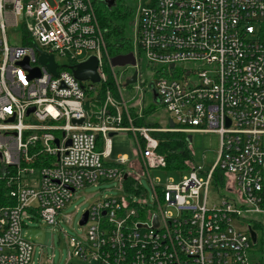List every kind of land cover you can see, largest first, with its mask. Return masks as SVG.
<instances>
[{
  "label": "built area",
  "instance_id": "1",
  "mask_svg": "<svg viewBox=\"0 0 264 264\" xmlns=\"http://www.w3.org/2000/svg\"><path fill=\"white\" fill-rule=\"evenodd\" d=\"M19 28L21 44H12L9 32ZM106 33L94 0H0V182L12 199L0 207V264H32L26 225L35 216L57 224L79 190L103 182L124 194L82 213L88 220L79 225L88 228L82 240L69 238L72 258L264 264V0H139L136 65L126 66L133 73L125 80ZM42 52L54 57L56 73L40 61ZM91 57L105 85L101 104L95 83L73 73ZM135 72L137 82L127 86ZM154 90L174 126H133L138 93L155 98ZM129 131L134 160H111L109 133ZM158 132L216 133L220 153L205 180L190 162L179 184L151 182V200L141 177L169 165ZM213 184L219 203H210Z\"/></svg>",
  "mask_w": 264,
  "mask_h": 264
},
{
  "label": "rangeland",
  "instance_id": "2",
  "mask_svg": "<svg viewBox=\"0 0 264 264\" xmlns=\"http://www.w3.org/2000/svg\"><path fill=\"white\" fill-rule=\"evenodd\" d=\"M52 5H56V0H48ZM125 7H130L134 12L133 18L130 20L131 30H133L134 18L139 6L138 0H121ZM132 12V13H133ZM22 28L9 32V41L12 44H21L20 35ZM132 38V49H134L132 32L129 35ZM131 42V41H130ZM131 49V47H129ZM108 53L110 54L109 50ZM111 55V54H110ZM57 61L64 66L68 64V58L58 57ZM115 70L120 76L121 80L133 73L131 67L121 68L115 67ZM94 86L101 90L102 84L95 83ZM147 93V94H146ZM127 94V92H126ZM143 96V97H142ZM119 99V97H117ZM129 98V97H127ZM136 105L131 109V114L134 117L132 123L135 127L147 125H169L170 115L166 112L165 108L158 102L152 94L148 92L138 93ZM139 107L147 109L144 118L138 116ZM137 120H143L145 125H137ZM128 124V122H126ZM133 131L119 132L112 136L113 155L111 160L118 156H128L132 161L135 158L134 152L136 149V141ZM188 145L191 150V163L193 168L197 171L201 179L207 178V172L211 170L215 164L217 157L220 153V136L216 133H191L188 137ZM188 168L189 162H185ZM169 167V165H168ZM200 169L202 171H200ZM192 169H170V168H155L150 169V179L147 176H142L141 180L144 188L152 200L153 191L152 185L166 186L168 184H179L184 177L189 176ZM215 185H212L210 191V203H219L221 201L219 195L214 193ZM124 192L118 189V184L115 182H103L97 185H91L79 190L72 201L69 202L67 207L62 210L57 224H49L42 221L39 217L35 216L32 222L24 229V232L35 245L32 264H89L82 263L81 260L71 257V243L69 238L82 240V236L88 227L79 225L82 213L87 210L93 202L106 196H119ZM174 210V209H172ZM98 264V263H93Z\"/></svg>",
  "mask_w": 264,
  "mask_h": 264
},
{
  "label": "trees",
  "instance_id": "3",
  "mask_svg": "<svg viewBox=\"0 0 264 264\" xmlns=\"http://www.w3.org/2000/svg\"><path fill=\"white\" fill-rule=\"evenodd\" d=\"M107 1L109 0H94L100 24L103 29L107 31L106 40L108 50L112 56L130 53L133 51L132 38L130 39L129 37L132 32L130 20L133 18L134 12H130V7L126 8V5L122 4L121 0H117L115 5L112 7L108 6ZM129 47H131V49ZM109 85H112V82H109ZM104 90L105 85H102L99 94L94 98V101L97 102V104H101ZM147 109H145L144 114H146ZM137 119L138 118H135V123L137 125H145L143 120ZM155 135L159 139V152L167 157V161L169 163L168 168L188 169L191 166V150L188 145L187 137L184 133L158 132L155 133ZM102 146V136H99V147L102 148ZM185 162H189L188 168L186 167ZM11 203L12 199L9 195L7 186L4 182H0V207Z\"/></svg>",
  "mask_w": 264,
  "mask_h": 264
},
{
  "label": "water",
  "instance_id": "4",
  "mask_svg": "<svg viewBox=\"0 0 264 264\" xmlns=\"http://www.w3.org/2000/svg\"><path fill=\"white\" fill-rule=\"evenodd\" d=\"M117 0H109L107 1V4L109 7H112L115 5ZM40 61L42 63H47L48 67L51 69V71L53 73H56V69H57V64L55 63L54 57L53 56H48L46 53L42 52L41 56H40ZM112 65L113 66H120V67H126L128 65H136V59H135V55L134 53L130 52L127 54H119V55H115L112 58ZM22 65H24L25 67L29 68L28 65V60L26 59L25 61L21 62ZM98 69V60L96 57H91L89 58L87 61L82 62L77 64L74 68H73V73L75 75V77L80 80V81H91L92 83H97L100 81V77L99 74L97 72ZM32 75H40V71L38 69H31ZM137 76L138 73L135 72L134 75L128 79L126 81V85L129 86L133 83L137 82ZM152 89H154V85L153 83L150 85ZM154 95H155V101H158L160 103L159 98L156 95V91L154 90ZM34 108H31L29 110L32 111ZM28 112V113H29ZM74 122H78V123H82L83 120H75ZM170 125L173 127L174 123L172 121H170ZM115 132H110L109 136L112 137L114 136ZM70 144V141L68 142V145ZM88 220V211H86L82 217V219L79 221L80 225H84ZM252 232V236H253V240H256V235L254 231Z\"/></svg>",
  "mask_w": 264,
  "mask_h": 264
},
{
  "label": "crops",
  "instance_id": "5",
  "mask_svg": "<svg viewBox=\"0 0 264 264\" xmlns=\"http://www.w3.org/2000/svg\"><path fill=\"white\" fill-rule=\"evenodd\" d=\"M114 57V56H113ZM136 106H139V105H136ZM134 108V107H133ZM171 119H169V123H170ZM112 152H113V148H112ZM190 168V167H189Z\"/></svg>",
  "mask_w": 264,
  "mask_h": 264
},
{
  "label": "flooded vegetation",
  "instance_id": "6",
  "mask_svg": "<svg viewBox=\"0 0 264 264\" xmlns=\"http://www.w3.org/2000/svg\"><path fill=\"white\" fill-rule=\"evenodd\" d=\"M138 2H139V0H138Z\"/></svg>",
  "mask_w": 264,
  "mask_h": 264
}]
</instances>
